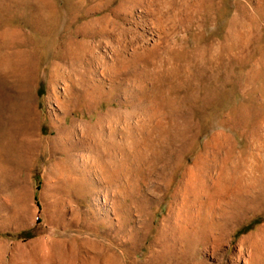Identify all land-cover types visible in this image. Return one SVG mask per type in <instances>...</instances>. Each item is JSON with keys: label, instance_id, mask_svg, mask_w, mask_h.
Listing matches in <instances>:
<instances>
[{"label": "rangeland", "instance_id": "obj_1", "mask_svg": "<svg viewBox=\"0 0 264 264\" xmlns=\"http://www.w3.org/2000/svg\"><path fill=\"white\" fill-rule=\"evenodd\" d=\"M0 264H264V0H0Z\"/></svg>", "mask_w": 264, "mask_h": 264}]
</instances>
